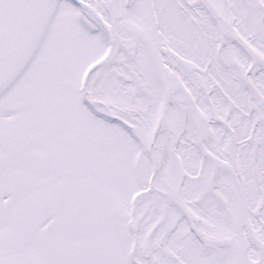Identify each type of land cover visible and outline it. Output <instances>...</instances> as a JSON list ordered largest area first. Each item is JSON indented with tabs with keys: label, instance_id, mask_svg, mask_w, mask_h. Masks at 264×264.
<instances>
[{
	"label": "snow or ice",
	"instance_id": "obj_1",
	"mask_svg": "<svg viewBox=\"0 0 264 264\" xmlns=\"http://www.w3.org/2000/svg\"><path fill=\"white\" fill-rule=\"evenodd\" d=\"M0 264H264V0H0Z\"/></svg>",
	"mask_w": 264,
	"mask_h": 264
}]
</instances>
